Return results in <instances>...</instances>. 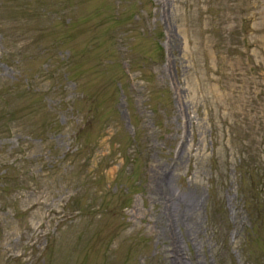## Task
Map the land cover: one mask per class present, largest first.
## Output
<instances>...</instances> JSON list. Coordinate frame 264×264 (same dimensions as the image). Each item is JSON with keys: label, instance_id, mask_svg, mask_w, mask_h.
<instances>
[{"label": "rangeland", "instance_id": "obj_1", "mask_svg": "<svg viewBox=\"0 0 264 264\" xmlns=\"http://www.w3.org/2000/svg\"><path fill=\"white\" fill-rule=\"evenodd\" d=\"M0 264H264V0H0Z\"/></svg>", "mask_w": 264, "mask_h": 264}, {"label": "bare ground", "instance_id": "obj_2", "mask_svg": "<svg viewBox=\"0 0 264 264\" xmlns=\"http://www.w3.org/2000/svg\"><path fill=\"white\" fill-rule=\"evenodd\" d=\"M161 182H162V184H161L162 190H164L165 188H167L168 190L171 189V177H170V175H167V176L164 175V177H161ZM169 195H168L169 196L168 200H169L170 204H172L171 213H174L176 218L178 217L177 220L179 221L178 214H181L184 217H186V218H184L185 220L190 219V216H189L187 210L193 209V207H195L198 204V202H199L198 197L194 196L191 198L190 194H187L185 197H183L180 194H177L176 192H173V191L172 192L169 191Z\"/></svg>", "mask_w": 264, "mask_h": 264}]
</instances>
